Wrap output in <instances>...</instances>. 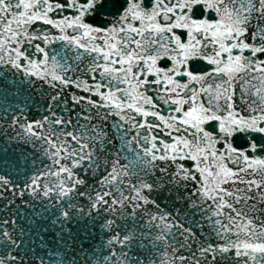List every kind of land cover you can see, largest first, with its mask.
<instances>
[{"label": "snow or ice", "instance_id": "obj_1", "mask_svg": "<svg viewBox=\"0 0 264 264\" xmlns=\"http://www.w3.org/2000/svg\"><path fill=\"white\" fill-rule=\"evenodd\" d=\"M0 162V264H264V0H0Z\"/></svg>", "mask_w": 264, "mask_h": 264}, {"label": "water", "instance_id": "obj_2", "mask_svg": "<svg viewBox=\"0 0 264 264\" xmlns=\"http://www.w3.org/2000/svg\"><path fill=\"white\" fill-rule=\"evenodd\" d=\"M20 149L23 150L25 152V154L28 155L29 159L31 160L32 149L30 147L25 148V146H23V145L20 146ZM19 155H20V150L15 151V157H19ZM12 158H13V149H9V160L11 161ZM0 163H2V162H0Z\"/></svg>", "mask_w": 264, "mask_h": 264}]
</instances>
